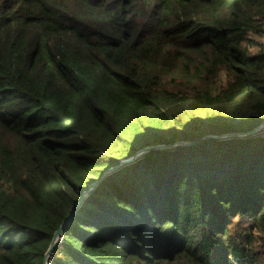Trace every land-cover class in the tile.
<instances>
[{
    "label": "trees",
    "instance_id": "obj_1",
    "mask_svg": "<svg viewBox=\"0 0 264 264\" xmlns=\"http://www.w3.org/2000/svg\"><path fill=\"white\" fill-rule=\"evenodd\" d=\"M264 0H0V264H264Z\"/></svg>",
    "mask_w": 264,
    "mask_h": 264
},
{
    "label": "water",
    "instance_id": "obj_2",
    "mask_svg": "<svg viewBox=\"0 0 264 264\" xmlns=\"http://www.w3.org/2000/svg\"><path fill=\"white\" fill-rule=\"evenodd\" d=\"M264 129V122L257 128L250 130L248 132L245 133H229V134H225V135H221V136H217L215 138L217 139H222V138H226V137H246V136H252L254 134H256L257 132L261 131ZM190 143L188 142H175L173 145H156V146H149V147H145L142 148L140 150H138L131 158L127 159V160H121L116 166L114 167H110L107 170H105L102 175L100 176L99 179H97L96 181L92 182L88 187L87 190H85L81 197L80 200L78 202H76L74 209L70 212V215L62 222V224L59 226V228L55 231L52 240L49 244L48 249L46 250L45 254H44V258H43V262L42 264H48L50 262V256L52 254V251L57 243V241L61 238L62 232L65 229V227L71 222V219L73 217V214L75 213L76 209L80 206L82 200L88 195V193L93 190L99 183L100 181L109 173H111L112 171L116 170L117 168H119L120 166L127 164L129 162L134 161L137 157L142 156L144 154H146L148 151L150 150H165V149H169L172 148L174 146L177 145H189Z\"/></svg>",
    "mask_w": 264,
    "mask_h": 264
}]
</instances>
